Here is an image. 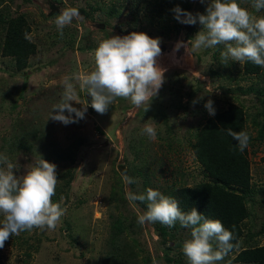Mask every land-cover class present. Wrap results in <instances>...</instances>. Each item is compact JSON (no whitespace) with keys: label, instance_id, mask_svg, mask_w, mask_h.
<instances>
[{"label":"rangeland","instance_id":"374dc122","mask_svg":"<svg viewBox=\"0 0 264 264\" xmlns=\"http://www.w3.org/2000/svg\"><path fill=\"white\" fill-rule=\"evenodd\" d=\"M63 1L66 4L60 6L58 12L74 5L88 7L89 2L94 6L108 8L115 1L121 16L110 17L100 10L94 12V20H90L80 14L78 18L73 19L76 23L70 24H76L78 27L76 44L71 48L66 47L60 37L56 36L55 20L44 16L50 11L47 0H0V9L9 6L14 12H29V17L34 21L31 37L38 44V53L31 58V65L25 73H17L11 59L0 56V154L7 155L13 163L17 162L19 170L14 169V174L20 176L41 159L37 154L44 145L47 146L46 149L50 145L63 146L80 136L88 142L81 147L74 162L48 161L57 166V173L63 172L66 167L74 169V178L70 193L68 192L70 198L66 202V196L62 195L59 200L61 207L66 210L61 222L55 230L34 228L21 232L18 236L26 238L28 243L10 236L0 249V264H117L116 261H110V257L107 259L110 250V220L118 211V202L109 200L111 187L117 177L114 168L120 175V165H125L130 172L133 169L137 172L136 186L132 187L125 182L126 193L130 190L136 194H146L148 188L162 193L168 187L176 189L184 183L192 185L200 182L204 180V176L189 141L193 140L191 132L201 123V119L211 116L204 107L206 102L212 100L215 111L227 107L230 102L240 103L251 114L262 109L263 101L255 93L244 94L240 90V86L245 88L251 84L258 85L257 81L261 79L256 76L243 77L240 73L243 65L238 61L230 60L227 65L222 64L221 52L225 50L224 45L211 49H193L191 43L188 44L203 30L198 21L193 25L181 23L183 29L174 32L170 28H159L160 19L156 18L155 11L152 12L154 15L142 11L139 15L141 20L135 24L133 15L129 13L135 9L128 1L137 5L140 0ZM192 1L194 6L190 13L193 16L198 13L205 14V9L211 2ZM241 7L254 16H259L251 6ZM144 8L149 10L146 6ZM152 19L154 21L150 23ZM181 19H184V16ZM97 24L105 26L101 28L96 26ZM132 32H143L151 38H159L160 47L166 46L157 57L158 66L165 69L164 83L158 95L150 101L148 110L144 112V106L137 108L130 100L117 98L107 112L99 114L87 101V90H80L77 86L80 102L88 104L84 118L67 125L51 119L49 116L52 111L53 114L58 111L53 110V106L62 99L63 78L73 73L93 71L94 51L106 36H124ZM85 33L88 35L83 36ZM1 34L0 31V44ZM87 37L91 38L90 42L96 44V48L79 50L80 42L83 39L85 42ZM180 42H183V45L177 49ZM22 86L25 88L23 91ZM185 91L194 94L186 109L179 106L180 101L185 104L188 100L187 95L181 100ZM15 100L19 105L17 108L13 107ZM194 100L197 101L195 104ZM171 102H174L176 107L170 106ZM70 103L78 109L84 107L76 102ZM165 109L166 120L168 119L173 127L171 133L165 118L160 117L164 115ZM64 114L68 115L66 110ZM72 116L75 117V114ZM34 120L36 124L41 122L46 127L45 140L42 143L37 142L41 147L38 146L32 151L20 149L16 154L10 153L8 147L14 135L21 131H25L26 135ZM145 124L155 127V140L141 134ZM249 129L254 137L259 136V127L254 126L252 120L249 121ZM177 140L181 141V145ZM133 145L140 146L141 153H138V157L137 151H133ZM250 149L253 183L257 193L253 196L256 201L249 202L252 214L247 220V226L257 232L264 221V139L256 140ZM57 178L58 184L64 181L59 175ZM145 180L149 183L146 187ZM119 203L123 207L124 201L120 200ZM128 205L129 209L135 208L139 215L144 211L136 206V203L128 201ZM3 218V214H0V221ZM135 236L151 253L152 260L146 264H169L157 257V250L160 255H163L165 250H156L160 244L152 224L143 226V231ZM257 238L260 244H264V233ZM187 239L190 238L186 237L185 240ZM177 252H182V247ZM144 253L140 252V262L135 264H145L141 261ZM235 255L236 253L227 259L224 258L218 264H254L234 262ZM183 259V264H188L184 255Z\"/></svg>","mask_w":264,"mask_h":264},{"label":"clouds","instance_id":"9594fccd","mask_svg":"<svg viewBox=\"0 0 264 264\" xmlns=\"http://www.w3.org/2000/svg\"><path fill=\"white\" fill-rule=\"evenodd\" d=\"M251 6L256 12L264 10V0H252ZM174 12V18L181 23L193 25L198 21L203 26V30L188 42L193 49L224 45L222 64L227 65L231 60L244 65L247 61L264 67V16H254L237 0H211L206 14L198 13L196 16L179 7ZM182 13L184 19H181ZM79 16L75 7L65 8L57 15L55 25L61 37L64 27ZM160 43L159 38H151L143 32L112 35L102 40L94 51L93 71L73 73L63 78L61 102L53 106V110L58 111L55 114L52 111L49 117L65 125L84 118L88 104L80 102L77 86L80 90H87L91 96L90 106L99 114L107 112L117 98L130 100L137 108L144 106L146 112L164 83L165 69L157 64V57L161 55ZM182 45L183 42L178 43L177 49ZM70 102L84 107L78 109ZM196 102L194 100L193 104ZM204 107L210 115H215L212 100H208ZM65 110L68 115L64 114ZM221 131H226L237 141L236 146L241 153L249 146L248 132H237L231 128ZM141 134L151 140H155L157 135L152 124H145ZM56 167L41 158L25 174L17 176L14 174V169L19 170L17 162L13 163L7 155L0 154V214L4 217L0 221V249L10 236H18L34 228L55 230L61 222L66 210L52 200L59 183ZM122 175L127 184L136 182L131 176ZM126 198L130 202H147V210L137 218L141 226L159 222L172 228L178 222L181 227L191 229V238L185 240L182 247L188 264H218L237 247L233 243L236 239L234 232L227 229L222 221L206 218L195 208L184 212L177 199L158 190L148 188L146 194L129 190Z\"/></svg>","mask_w":264,"mask_h":264},{"label":"trees","instance_id":"16d2710c","mask_svg":"<svg viewBox=\"0 0 264 264\" xmlns=\"http://www.w3.org/2000/svg\"><path fill=\"white\" fill-rule=\"evenodd\" d=\"M113 1L108 8L101 7L100 5L94 6L92 3H87L88 7L74 5L79 10V13L90 20H94V12L102 10L108 16H121L117 2ZM135 11L129 12L133 15L134 23L137 24L139 15L142 11L152 13L155 11L156 18L160 19L158 23L159 28H170L174 32H180L183 29L177 19H175L174 9L179 7L184 12H190L194 4L192 0H140L137 5L133 1H128ZM240 6H251L252 0H237ZM3 3V2H2ZM49 6V13L44 16L48 19H56L60 13V6L66 4L63 0H47ZM98 3V1H96ZM1 4V2H0ZM149 10H146L144 7ZM252 7V6H251ZM252 10L256 12L253 8ZM204 10H202L203 12ZM258 17L264 16V10L257 12ZM154 15V13H152ZM151 14V16H152ZM206 14V9H205ZM150 16V17H151ZM183 13L181 14V17ZM154 19L150 23H153ZM76 23V20L73 21ZM33 19L29 17L28 11L14 12L11 7L6 6L0 9V31H1V44H0V56L8 57L11 59V63L17 73H25L27 68L31 65V58L38 53V44L32 37V24ZM107 24H109L107 22ZM122 24L120 25L121 28ZM78 27L75 25L65 26L63 29V36L61 37L58 30L56 36H59L61 41L64 42L66 47L74 48L78 35ZM194 30V28L192 27ZM124 30V29H123ZM126 30V29H125ZM129 31V29H127ZM85 33L83 36H87ZM106 36L105 39H108ZM91 38L87 37L80 42L79 50L86 51L89 49H95L96 44L90 42ZM240 73L243 77H258L261 80L257 81L258 85L251 84L248 87L240 86V90L244 94L255 93L259 99L263 101L261 104L262 109L255 114L248 112L247 108L240 103L230 102L227 107H223L215 111V115L207 116L201 119V123L191 132V143L194 156L197 162L200 164L201 173L204 176V180L195 182L192 185H184L177 187L176 189H165L162 194L171 196L178 200L180 208L184 212L190 211L195 208L199 213L203 214L206 218L219 219L223 222L224 226L233 231L236 239L233 241L237 244L228 256L236 253L233 261L239 263H254L264 264V244H260L258 235L264 233V221L261 224L260 230L253 232L251 228H248V219L252 214V207L249 202L253 200V196L256 195L257 190L253 183V172L251 163V149L250 146L254 145L256 140L264 139V67L257 66L251 62H245ZM194 88L193 85H191ZM22 91L25 89L21 87ZM24 88V89H23ZM195 92V91H194ZM181 93V92H179ZM188 96V100L185 104L181 103L179 106L187 108L188 104L192 102L194 94L190 92H184L181 95V100ZM23 95L21 96V98ZM18 102L15 100L13 107L17 108ZM170 106L176 107L174 102L170 103ZM197 110L201 108L196 107ZM167 110L161 118H165L167 122L169 133L173 132L172 124L169 123L166 114ZM198 113V111H196ZM252 120L254 126L259 127V136L254 137L249 129V121ZM32 123L25 135V131H21L14 135L9 143V152L18 153L20 149L33 150L40 146L37 142H43L46 138V127L42 123ZM21 122V121H20ZM19 122V123H20ZM231 128L233 131H246L250 135L249 146L241 153L237 148V141L228 136L226 131L221 129ZM174 136V133H173ZM175 137V136H174ZM181 145V141L177 140ZM93 144L94 142H90ZM88 144L87 139L84 137H75L73 140L68 141L63 146H52L48 149L45 145L41 147V150L37 154L40 158H45L50 162H74L79 156V151L83 145ZM5 148V147H3ZM141 153L140 146L133 145V151ZM264 160V157H263ZM117 177L111 187V195L109 197L110 202L117 201L118 211L113 215L110 220V250L107 254V259L110 257V261H116L117 264H135L140 262V252H145L142 255L141 261L149 263L152 260L151 253L144 247L141 241L135 235H139L143 231V226L137 224V218L139 214L137 210L129 209L127 206L128 199L125 192V181L120 173L114 168ZM129 175L136 181L137 172H130ZM57 175L64 180L57 185L56 195L52 198L53 203H60L59 200L62 195L66 196V202L70 198L69 190L71 188V182L74 178V169L72 167H66L63 172H58ZM140 175V173H139ZM149 185L148 181H144V186ZM132 187L136 186V182L131 184ZM69 192V193H68ZM145 194V193H143ZM123 200V207L119 201ZM65 202V203H66ZM64 203V204H65ZM136 206L147 210V202L134 201ZM155 227V231L158 235V241L160 246L157 249H164L165 253L160 255L157 250V257L162 261L166 260L169 264H183V252H177L180 247H183V243L186 237L191 238L190 228H183L177 222V224L169 228L159 222L152 224ZM18 240H22L24 243H28L26 238L21 236H15ZM215 246V242H214ZM29 254V253H28ZM30 255V254H29Z\"/></svg>","mask_w":264,"mask_h":264},{"label":"water","instance_id":"95a60500","mask_svg":"<svg viewBox=\"0 0 264 264\" xmlns=\"http://www.w3.org/2000/svg\"><path fill=\"white\" fill-rule=\"evenodd\" d=\"M181 18H182V17H181ZM179 22H180V21H179ZM180 23H181V22H180ZM96 26H98V24H97ZM104 26H105L104 24H100L98 27L104 28ZM161 49H162V50H165V49H166V46L162 45V46H161ZM86 97H87L88 101L91 103V96H90V94H88L87 92H86ZM119 170H120V172H121L122 174H126L127 176H129V172H128V170L126 169V166H125V165H120Z\"/></svg>","mask_w":264,"mask_h":264}]
</instances>
